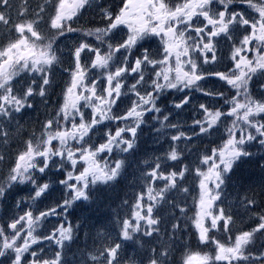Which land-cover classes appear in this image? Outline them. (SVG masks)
<instances>
[{"label": "snow or ice", "instance_id": "1", "mask_svg": "<svg viewBox=\"0 0 264 264\" xmlns=\"http://www.w3.org/2000/svg\"><path fill=\"white\" fill-rule=\"evenodd\" d=\"M0 264H264V0H0Z\"/></svg>", "mask_w": 264, "mask_h": 264}]
</instances>
